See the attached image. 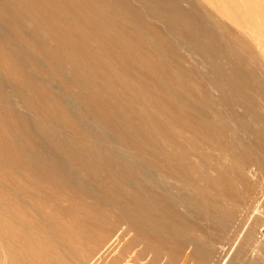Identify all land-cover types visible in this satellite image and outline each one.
<instances>
[{
  "label": "rangeland",
  "instance_id": "1",
  "mask_svg": "<svg viewBox=\"0 0 264 264\" xmlns=\"http://www.w3.org/2000/svg\"><path fill=\"white\" fill-rule=\"evenodd\" d=\"M14 1L16 3L18 2L16 0H0V59H1L0 60V68H2V70L4 72V74L2 75L1 74L2 70L0 69V76L3 77V78L0 77V115H1L0 116V123H1L0 127H2L1 128L2 131H6V130L8 131V133H7V131H6V133L0 131V139H1V141L5 142V145L6 144L9 145V146H7L8 148H10V149L12 148V150L15 152L17 151L18 155L15 154V159H14L13 157H11L9 155L6 156L5 154L0 152V166H1L0 167V173H1V175H0V179H1L0 180V188L2 189V190L0 189V202H1L0 203V212L7 211L8 209H9V211H11V209H14L18 205V207L21 209H23V208L27 209L28 214L32 218L37 219V216H39V218H41L40 213L38 212L39 206L46 207V208H48L50 206L49 209H53V211L57 214L56 217L58 218V220L59 219L61 220L63 217H65V215H63V213H64V210L68 209V206H69L68 204L74 205L73 202H75L76 205L79 203H82V204L85 203L86 204L85 207L87 206L86 207L87 213L89 212V214H91V212L93 213L96 208L94 205L95 201H93L92 203L90 201L95 200V198L98 197V188L101 189V188H109V187L110 188L119 187L120 189H123V190L129 189V187H128L129 184L126 181V178H124L125 176H123V177L119 176L121 174L119 172L120 169H124V168H140V169H146V170L152 169L151 171L154 174V175L152 174V176H153L152 178L157 180L158 177H160V174H155V172L153 170L157 171L158 165L155 163H152L151 160L148 159V156L150 155L149 153H151V154L156 153V155H166L167 153L174 152L177 149L175 139L173 136V134H174L173 132H175V126L170 120L166 119L162 115V113L157 108V106L153 102H151L152 100L150 98V95H148V93L144 89H142L141 86H139L140 82H143V81L145 82L144 78L143 77L138 78L137 76L132 75L134 73L127 72L124 69L120 68V66H118L117 64L112 62L110 55L108 54V52H109L108 50L112 49L113 48L112 46H110L109 47L110 49L107 50V52H106L107 55L105 52H101V53L98 52V54H96V55H92V53H91L90 56L93 58V62L95 63L98 61L97 63H95V66H94V63H92V66H89L88 64H85V62L83 60L79 61V58L76 55L74 56L75 58L74 57H73V59L70 58L64 51H62V50H64L63 48H58L57 43L55 41L53 42V39L50 37V34H48V32L45 28V25L43 24L44 21L42 20L43 21L42 22L39 19V17L34 18V15L29 10L27 12V9L26 10L22 9L20 7V5L14 3ZM181 1H182V6L185 10H188L189 7L192 8V6H193V8L196 9L197 12L203 16V19L205 20V22L207 23V21H208V23H207L208 25L213 27V29L218 34L225 36L224 40H225L226 45H230L231 47H233L235 52L240 53L243 51L242 47L239 46L240 43L237 44V42H239L238 39L245 38V40L247 39V40H250L251 42H254V45L256 44L255 45V47H256L255 48V52H256L255 54H256V57L258 59L257 62L260 61L259 59L262 57L261 55H263V53H261V52H264V45H263L264 43H261V42H264V37L261 35L258 36L257 35L258 32L256 30H255L256 31L255 32V31H252L251 28L249 29L248 26H249L250 21H248V26H246V24H247L246 21L250 17L254 18L256 13H254L255 15L252 14V16H254V17L250 16L248 19L244 18L243 20L246 23H244L243 20L241 21L243 16L248 17L249 14L251 15L253 10H255V6L257 5L258 1L256 2V0H253L254 1L253 2L252 0H250V1H248V0H234L233 1L232 0L233 3H236V5L231 3L230 0H181ZM244 1H246V2L248 1V3L244 2ZM126 2L130 6L135 8V10H137L138 13L140 12V16L143 18V20L145 21L146 24H149V25L152 24L153 26H157V28L159 27L160 29H163V31L168 35V39L171 40L170 43L172 44V46L175 48V50L179 54L178 56H180V57L182 56L181 58L185 59L186 61H189L188 65L190 67H193L194 71H195V69L197 70L195 72H197V76L199 77V80H201V82L203 81L202 84L206 82V84L208 85L207 86L205 84L206 85L205 90H206V92L208 91L207 96H208V98L210 97L209 100L211 101V104L213 105L212 108H210V107L208 108V111H209L212 119L214 121L216 120V122L221 127H223L225 130L226 141L223 144L225 148L223 150H220V149H217L218 147L216 145H214L215 146V148H214L213 144H211V145L208 144V146H206L207 144H205L201 140L200 142L197 143V146L192 147L193 154L191 153L189 161L193 163L192 165L195 168H198L201 170L205 166L203 164V161H201L199 159L197 152H199L201 149H206V150L209 149L207 151L209 153H211L210 159H211V161L213 160L212 161L213 163H215L216 159H221L220 164L223 162L221 164V166L224 164V162H225V164L223 166L230 163L231 161L232 162L234 161V163H237V165H240L239 169H240V172L242 171L240 173L242 180L237 181L236 179H234L233 176H231V175L228 176V178L231 177L230 180H232V182L234 181L233 183H235V185H236V190H234V192H235V194H238V196H240V200L236 204H234V203L230 204L228 202H225L222 205H218V206L215 205L214 208L211 207V209H208V210L206 208H204L203 206H201V208H199V210H201L203 208L206 211H204L205 213L203 212V209L201 210L202 212L200 211V215L203 216V218L201 216L200 219H195L194 217H191L189 215V213L185 212L186 210L183 207L178 206L179 208L177 207L178 209L176 208L174 213H173L174 216L179 217L182 215L184 217L186 215L185 217H188V219L189 218L192 219V220L191 219L188 220L187 218L184 219L181 216V217H179V219L177 218V221L178 222L180 221V223H178L179 225L176 223L172 224L173 222H167L166 219H164L163 217L160 218V216H158L157 218H159V219H156L157 221L159 220L158 222H156L157 225L159 227L162 226V228H164V230L167 228L170 229V227L174 226L170 230L168 229V231H166L168 233H166V234L168 236H171V237L173 235V238L175 237L174 235H176L177 236L176 238H178V239L172 238L173 240H169V241L167 240L164 243L160 242L158 239H160L161 237H165L167 235L165 233L160 232L161 230H159V229L157 230L158 235L159 234H163V235L158 236L156 232L150 234V241L154 240L153 242L149 241L151 244L148 242V240L145 243H143L144 241L142 239H139L140 235H136L135 233L131 234L130 236L128 234H127L128 236H125L126 234H124V233L126 232V229H127L126 227L128 226L127 223L125 221H123V219H120V218L115 219V218H113V216L110 217L112 215L110 212H112V211L106 212V213H104L106 215V216L104 215L106 218L103 216H100L101 218L98 217L99 218L98 221L100 222V224L104 225V223H105L104 226H108L107 223L110 224V223H113V221H117V222H115V224L117 225L116 228L119 231L115 228L118 232L115 231V229H114V231L110 235L111 237L107 236L108 239L107 238L105 239V242L102 245H100V247H98V249H96L95 253H93L92 256H90V258L88 257L90 254H88L86 257L88 260L86 259L87 261H85L84 263L82 262V263L83 264H85V263L86 264H111V262H113L112 264H114L117 261L115 259H118L116 264H118V263L119 264H149V262H150V264L151 263L152 264H221L222 260L229 253L231 247L235 246V251H233V253H231V256L228 260V264H264V235L261 237L259 234L260 228L264 224V219L261 216V212H260L261 210L258 211V214L255 213V207L259 204L258 203L259 196L262 192L264 193V164H263V168L262 167L259 168L258 165H255L256 163H254L255 166L253 164H252L253 166L251 164L250 165L247 164L244 166L239 161L237 162V160H238L237 158L239 157V155H242L241 153L246 151L248 144L250 143V141L252 139V135H250L251 134L250 131L243 130V127H241L238 123L229 119L230 114L232 112L243 113L242 108L238 107V105L236 103H234L232 105L233 107L232 106L228 107V106L223 105V104L219 105L220 103L218 101H219L220 97L222 96V93H221V91L219 92L217 90L216 86L213 83L211 84V78H210V75L207 73L208 69L206 68V64H204L203 62H202L203 63L202 64L199 61L200 56H198L197 54H195L193 52L194 50L191 49V46L189 45V43L183 37H181L179 34H176V32H174L170 29H166L164 22H162V19L159 16H156L153 13L152 9L149 6H146L145 3H143V1H140V0H129L128 1V0H126ZM249 2H251V3H249ZM243 4L246 5V6H244V8H242ZM247 4H250L252 9ZM237 5L241 6V7L240 8L235 7L236 9H234V6H237ZM44 7H46V9L43 8V11H44V9H45V11L42 12V14L48 13V12L50 13L49 9L51 7H49V6H44ZM223 7H224V9H223ZM248 7H250L249 8L250 11H246L248 9ZM16 8H17V11H16ZM19 8H21L22 12L20 11ZM47 8H49V9H47ZM191 8H189V10ZM242 9H244L243 10L244 12L242 11ZM18 11L21 12L22 14L18 13ZM51 11H53L52 8H51ZM238 11L239 12L241 11V13L238 14L239 13ZM122 12H125V11L123 10ZM24 13L27 15V17H26V15H23ZM125 14H123V13L121 14V12H120V14L118 15V20H120L121 22L120 21L119 22L121 24H129L130 26L134 25L133 28L135 27L137 29L136 30L134 28L137 31L138 35L142 36V38L140 39L142 41L141 42L142 44L136 43L135 46L130 45V47H128V49H126L128 51V53H130V54L133 53L132 56L137 53V55H136L137 59L136 58H135V60L130 59L131 63L133 62L132 64L141 68L143 73L148 72V71H145V70H148V66H145V68H147V69H145L144 65L142 64V61L145 62V59H146V62L148 61L146 53H144L143 49L141 48V46L144 47V44H145L148 46L149 49H151L152 52L154 51L153 53L156 55L155 58L158 62L159 61L161 63L167 62L165 64L169 66V67L167 66V68H169V71L174 72V67H173L172 63H170L171 62L170 58L162 55L159 52L157 47L154 48V46H151L150 41H152V37L148 34V32H146L145 30L143 31V29L137 25L135 19H133L134 17H131L128 14H126V15ZM143 14L145 15V18L143 16ZM241 14L243 15L242 17H241ZM246 14H248V15H246ZM262 15H261V17H262ZM119 16H124V18L119 17ZM258 16H259V14H258ZM258 16H256V19H254L257 21H254V20L253 21L256 22L257 24L258 23L260 24L262 18L260 17L261 19H258ZM66 17L70 18L69 15H67ZM239 17H241V18H239ZM25 18H28V19H25ZM127 18H129V19L127 20ZM232 18L233 19L237 18L238 21L240 19V22L233 21ZM36 19H38V20H36ZM39 20H40V23H39ZM236 22H238V23H236ZM241 22L244 24L243 27L241 26V24H242ZM72 24L74 25V23H72ZM36 27H38L40 29H37ZM79 29L81 30L82 34L85 33V31L82 28H79ZM20 33H22V34H20ZM146 33H147V35H146ZM22 36H25L28 39L25 37L22 38ZM121 36L124 37L125 35L121 34L119 37H121ZM85 38L88 42L86 44V40H85V42H84L85 47L87 48L89 46V47H93L94 49L96 48L95 50H97L98 42L96 43L93 39L87 38V36ZM21 39H23V40H21ZM25 39H26L27 43L29 42V44L32 43V41H33V44L32 45L30 44V46H32V47L28 46V49H27V46L24 45V44H27V43H24ZM91 40H93V41H91ZM93 42H95V44ZM256 42H259V44L261 43L262 45H259V47H258L257 46L258 43H256ZM94 45H96V46H94ZM49 46L53 47V49L49 48ZM29 47L31 49H29ZM93 48H91V49H93ZM114 48H115V50L112 49V50H110V52L111 51L112 52L115 51L116 53L120 52V50H118L117 47H114ZM35 49H36V51H34ZM67 49L70 50L69 47ZM87 49H88V52H90L91 49L90 48H87ZM50 50H57L58 56H57V54L50 53ZM7 51H10V52H7ZM130 51H132V52H130ZM73 53H75L74 50H73ZM140 53H141V55H140ZM103 54H105L104 56H106V57H104ZM9 55L12 57H10ZM138 55H140V56H138ZM46 56H48V58ZM63 56H65V57H63ZM96 56H97L98 60H96ZM141 56H143V57L141 58ZM1 57L4 59V61ZM57 57L58 58L60 57V58L57 59ZM134 57L135 56H133V58ZM5 58H8V59H5ZM63 58L65 59V62H66V60H68L70 62L65 63L63 61L64 60ZM138 58H140V59H138ZM160 58L162 60H160ZM33 59H34V61H33ZM108 59H110V60H108ZM196 59H197V61H196ZM35 60H36V62H35ZM15 61H17V64H15L16 63ZM77 61H79V62H78V64H76V67H74V69H73L72 67L75 66V63H77ZM162 61H164V62H162ZM63 62H64V64H63ZM80 62H81V64H79ZM69 63H71V64H69ZM98 63H100V64H98ZM101 63L103 66L101 65ZM112 63L114 65H112ZM9 65H10V68H9ZM21 65L23 67H21ZM78 65H81V66H78ZM88 66H89V69L92 67L90 69V71L88 69ZM97 66L99 67L98 71L96 69ZM80 67H81V69H80ZM83 67L86 70H84ZM12 68H15L14 72H12L13 70H10ZM102 69H104V71ZM75 70L78 72L79 75L77 74V72ZM17 71H18V73L21 74L20 79H22V81H26V80L27 81H35V82L37 81L38 83H40V86L43 88V90L44 89L48 90L47 92H49V87H50V89H52V90H50L49 94L54 99H56V103L59 101L57 103L58 110H56V108L50 109L49 108L50 106L48 105V103H46V102L44 103L42 100H40L38 98V94L33 93L31 91V89L27 90V89H29V84L27 82H26V84L23 82V84H24L23 85L22 81H19L20 79H18V77H16V76H18L20 74H18ZM91 71L93 74L91 73ZM23 73H25L24 74L25 77H24ZM80 73L85 76L84 77L85 81L82 79L83 77H81V76H83V75H81ZM99 73H101L100 76H99ZM10 74H12L13 76ZM102 74H103V76H102ZM114 74H115V76H113ZM118 74L122 78L119 77ZM6 75H7V77H6ZM105 75L108 78L104 77ZM79 76L81 78H79ZM93 76L96 77V79ZM13 77H15V78H13ZM77 77L79 78V80ZM113 77H115L114 78V79H116L115 81H114ZM133 77L134 78L136 77L135 81L138 80V82H135L133 80L134 79ZM7 78H9V79H7ZM10 80H12V81L10 82ZM87 80H89L90 83L89 82L87 83L86 82ZM111 80H113L114 82H112ZM14 81H17V82L19 81L20 83L18 82L19 83L18 84L17 82H14ZM118 81H120V82H118ZM130 82H132V83H130ZM10 83L12 85L14 84L13 86H16V85H18V86L13 87ZM41 83H42V85H41ZM43 83H45V84L43 85ZM84 84L88 85L89 88H87V86H85ZM91 84H93V86L94 85L97 86L96 88L93 87L94 91L92 90V87H90ZM127 84H129V87ZM149 84H152L154 86V84L151 83V80H149ZM22 85H23L22 88L25 90H23L21 88ZM45 85L48 89L45 88ZM124 88H126V89H124ZM87 89H89V90H87ZM90 89H91V91H90ZM213 89H215V91ZM101 91H103V92H101ZM104 91L106 92L107 95L104 94L105 93ZM89 92H91V93H89ZM93 92L96 93L97 95L96 94L94 95ZM108 92H110V93H108ZM29 93H31V94L33 93V94L32 95L30 94V96H29ZM82 95H84L85 97L90 96V98H92L94 96H96V98H97V96H100L101 98L100 97H99L100 99L97 98V101L93 98L94 100L91 99L92 100V102H91V100L88 101V99H90V98L87 99V97H86V100H85V98H83ZM92 95H94V96H92ZM115 95H116V97H115ZM58 96L62 97V99ZM112 96H114V97H112ZM144 96H146V97H144ZM57 98H59L60 100ZM64 99H66V100H64ZM32 100H34V101H32ZM65 102H67V104ZM88 102L92 103L93 105L92 104L90 105ZM103 102L105 105L103 104ZM61 103H62V105H61ZM94 103H96V105ZM110 103L111 104L113 103L114 106H113V104L111 106ZM37 104H39V105H37ZM214 104H215V106H214ZM30 105H31V109H30ZM259 105H260L259 109L261 108L260 113L262 114V122L264 123V120H263L264 119V114H263L264 113L263 112L264 106H262L263 105L262 103H260ZM93 106L94 107L96 106V107L94 108ZM103 106L104 107L107 106V107L103 108ZM63 108H64V110H66V111H64V113H63ZM67 108H70L71 110L70 109L67 110ZM157 109H158V111H157ZM50 110H51V112H50ZM53 110H55L56 113ZM114 110L116 112H114ZM261 110H262V112H261ZM70 111H72V112H70ZM65 113H67V114L65 115ZM7 114H10V115H7ZM71 116H72V118H71ZM17 120L19 121V123H17L18 122ZM9 121H10V123H8ZM124 121L126 124L123 123ZM5 122H6V124H4ZM248 123L250 124V127H252V129L254 131L258 130L259 128L261 129V127H262L261 123L259 124V123H256L254 121H251V120H248ZM161 124H163V126ZM255 124H257V125H255ZM14 125L16 127L12 129V127H14ZM122 125H124V126H122ZM121 126H122V128H121ZM128 126L133 129L134 133L130 129H128L129 128ZM164 126H167V127H164ZM158 127H159V129H158ZM3 128H5L6 130ZM145 128L148 130H146ZM122 130L124 131V133ZM137 132H139L140 134ZM126 133L128 135H126ZM125 135L129 139H127V137ZM9 136H10V139H8ZM4 137H5V139H4ZM41 137H42V140H41ZM154 137H156V140ZM125 138H126V140H125ZM11 139H13V140L11 141ZM135 139H138V140H135ZM15 140L19 143L20 146H18V143H14V142H16ZM56 140H57V142H56ZM45 141L47 143V147H49V148H47L46 145L44 146L45 143H43V142H45ZM127 141H129V142L127 143ZM144 141H148V144L149 145L151 144L152 147L149 145H146V142H144ZM37 142H40L42 144H39ZM60 142H62V143H60ZM71 143H73V144H71ZM134 144H136V145H134ZM137 145L139 147H141L142 150ZM202 145H204V146L202 147ZM79 147H81V148H79ZM133 147L134 148L136 147L139 151L135 152L137 149H133ZM157 147L159 149H161V148L162 149L165 148V149L164 150H162V149L158 150ZM197 147H199V150L197 149ZM226 148H227V151H226ZM173 149H174V151H173ZM24 150H29V151L38 153L39 156H41V154H42V156L44 157L43 160L46 159V161H51L52 163L54 162V165H49V166H53V168H49L48 166H44L43 168H41V171H40L41 173H38L39 171H36L35 169H33L29 163L26 164V162H30V160L28 159L27 156H24ZM82 150H84V151H82ZM210 150H211V152H210ZM47 151H48V153H47ZM90 151H92V153ZM226 152L228 154H226ZM142 153H143V155H141ZM116 154H118V155H116ZM215 154H217V155H215ZM4 155L8 158L6 159V157H4ZM16 155H17V157H19V159L16 158ZM58 155L61 156L62 158L59 157ZM42 156H41V158H42ZM94 156L95 157L97 156V158H95ZM115 156H117V160H116ZM130 157L131 158L133 157L132 160L130 159ZM142 157H144V158H142ZM127 158H129V159H127ZM195 158L198 160H196ZM85 159H86V161H85ZM98 159L99 160L101 159L102 161L101 160L98 161ZM112 160H114V161H112ZM119 160H120V162H119ZM96 161L98 162L99 165L96 163ZM123 161L125 163H123ZM126 161L128 163L130 161V163L128 164ZM131 161H134V162L137 161L139 163L138 164L136 162L138 166L134 162L133 163L135 165L131 164L132 163ZM76 162H78V163H76ZM84 163H86L87 166ZM3 165H6V166H3ZM9 165H10V167H9ZM12 165L14 166V168ZM129 165H130V167H129ZM140 165H143L142 166L143 168ZM24 166H27V167L23 168ZM58 166L60 167V169L58 168ZM105 166H107L108 168ZM8 167L11 169H9ZM30 167H31L32 171L30 170ZM56 168H58V170L53 171ZM85 168H86V170H84ZM25 169L27 171H24ZM113 169H115V170H113ZM19 170H22V171H20L21 173L19 172ZM47 171H48V174L50 175L49 177L47 176V174H45V173H47ZM29 172H30V174H29ZM51 172L58 173L59 175L57 174V176H55L54 173H51ZM50 173L52 174V176ZM22 174L24 175V177L22 176ZM74 174H75L76 178H75ZM90 174H92V175H90ZM30 175L32 177H34L33 181H32V178ZM117 175L119 176V178L117 177ZM37 176L39 177V181H38ZM40 176H41V178H40ZM43 176H45V177L43 178ZM59 176H60V178H59ZM94 176L96 177V180H95ZM163 176L164 177H161V179H164V180L171 182V183L175 182L177 188L180 189V190H178L177 194L175 192H171L170 195L173 198L177 197V199H178L181 196V198H179V200L180 199L186 200L189 197L188 192L191 191V194H194V192L191 190V188H189V186L187 184V181H186L187 178L186 177H181V176H177V175H171V176L163 175ZM29 177L31 179H29L27 181L26 179H28ZM52 177H54L55 179ZM56 177H58L59 179ZM78 177H80L81 180H78L79 179ZM101 177H103V179ZM195 177L197 178L198 182L201 180L199 183L202 185L203 184L202 180H204V177L202 175L195 176ZM35 178H36V183H34ZM104 178H106V181ZM141 178H142V176H141ZM182 178H184L183 181H185V182H183V181L179 182L182 180ZM42 179H45L41 182V184L42 183L44 184V187H43V184L42 185L40 184V180H42ZM46 179H47V181H46ZM98 179L100 180L101 186L97 182ZM146 179H149V178H146ZM3 180H5V181H3ZM13 180H17V181H20L22 183L19 182V183L15 184L13 182ZM25 181L27 183H25ZM37 181L39 182L40 185L38 184ZM44 181H45V183H44ZM7 182H9L11 184V186L12 185L13 186L11 187L9 185V183H8V185H6ZM46 182H48V183L45 186ZM49 182L51 183L50 185H49ZM52 182L57 183V185L58 184L59 185L61 184V185L58 187V186H56V184H54ZM95 182L98 183V185ZM109 182H112L111 183L112 185ZM82 183H84L85 185ZM182 184L183 185L185 184L186 186L184 185V187H182L183 186ZM32 185L34 187L35 186L36 187L34 188V187H32ZM53 185H55L56 187ZM67 185L70 188L73 187V189L67 188ZM107 185H109V187ZM2 186H4V187H2ZM9 186L11 187V189L13 188V190H11ZM48 186H51V187H48ZM5 187H7V188H5ZM15 187H16V189H15ZM52 187L53 188L55 187L54 190H56V191H54V193H52L53 192ZM246 187L250 188V192H249L250 195H248L249 193L245 194V188ZM41 188L45 189V191L44 192H43V190L41 191L40 190ZM61 188L63 189V192H62V190H60ZM84 188H85V191H82V190H84ZM35 189L39 190L40 192L35 190ZM58 189H59V192H57ZM65 189H66V191H64ZM68 189H70V190H68ZM77 189H78V191H76ZM187 189H189V190H187ZM20 190H21V192H20ZM3 191H4V193H3ZM10 191H11V193H10ZM14 191H16V192L18 191L17 194ZM179 191H181V192H179ZM65 192L67 193V195L69 194L70 197H69V195L68 196L65 195L67 197L63 196L65 194ZM72 192H74V193H72ZM84 192L88 193V194H85ZM18 193H20V194L23 193V195H18ZM49 193H51L52 197ZM53 194H54V196H53ZM58 195H60V197ZM49 196L51 198H49ZM81 196L84 197L85 200H84V198L80 199ZM171 196H169V197H171ZM200 196H201V198H204L202 195H199V197ZM241 196H243L242 199H241ZM244 196H245V198H244ZM48 198L51 200L49 201ZM59 198L60 199L62 198V199L59 200ZM55 199L58 201H56ZM66 199H68V200L70 199L71 202L68 203L70 200L69 201L67 200L68 202L64 201ZM73 199H74V201H73ZM10 200H11V202H10ZM23 200H25V201H23ZM78 200H79V202H78ZM20 201H22L23 203L22 202L20 203ZM5 202L8 204H6ZM25 203L27 205H25ZM89 203H91V205ZM10 204H13L12 208H11ZM45 204H46V206H45ZM233 205H236V207L234 206L235 207L234 208ZM52 206H54V207H52ZM27 207H30V208H27ZM55 207H57V209ZM259 207H260V205H259ZM36 208H38V209H36ZM92 209H94V210H92ZM107 209H108V207L106 206V210ZM77 210L78 209H76V210L73 209V213H75V212L77 213L80 209L78 211ZM88 210H91V211H88ZM210 210L213 212H211ZM59 211H62L61 215H60ZM176 212L177 213L179 212L180 214L179 213L176 214ZM33 213H34V215H33ZM206 213H208V215ZM209 213L210 214L214 213V214L210 215ZM171 215H172V213H171ZM205 215L207 217L209 216L208 219ZM212 216L215 217V219H212L213 218ZM108 217H110V218H108ZM204 217L206 220L204 219ZM65 218H67V217H65ZM65 218H63L61 221L63 222V221L67 220V222H68V219H65ZM209 218H211L212 220L210 219L211 220L210 221ZM105 219H108V220L110 219V220L106 221ZM117 219H119V221ZM216 219H217V221H214ZM250 219H251V221H250ZM101 220H103V221L101 222ZM120 221H121V223L124 222V224H120ZM44 223L42 221L43 229L46 228V231L48 230V232H51L50 227L48 225L46 226ZM167 223H168V225L170 224L169 225L170 227L167 225ZM115 224H114V227H115ZM118 224H119V226L121 225L120 229H119ZM164 225L165 226L167 225L166 228L164 227ZM124 229H125V231H124ZM141 229H143V227ZM172 230L174 232L176 230V232L174 233V232H172ZM186 233L188 236L186 235ZM49 234L52 237V241H51L52 244L55 247H57L56 248L57 250L60 249V247H59L60 245H58V244H60L58 241L59 239L57 238V237H59V233L58 232L56 233V231H54L53 233L51 232ZM55 235H57V236H55ZM114 235L115 236L117 235L118 238L112 242V240L114 239ZM134 235H136L138 237H136ZM135 237L137 238L136 239L137 241H131L132 239L135 240ZM171 237H168V238H171ZM9 240L10 239H8V238L2 239L0 237V248L1 247L3 248V249L1 248L2 250L1 249L0 250L2 251L1 254L2 255L4 254V256H1V254H0V259L2 258V261L0 260V264H2V263L3 264H6V263L9 264V262H10L9 258H11V251L13 249H11L9 247V243H8ZM174 240H177V242H175ZM195 241H197V242L195 243ZM54 242H56V243H54ZM132 242H134V244L137 242L136 244H138V245H140L141 243L142 244L140 246L135 247L136 244L134 245ZM139 242H141V243H139ZM167 242L169 245L167 244ZM173 243H175L177 246L173 245ZM234 243H237V247H236V244H234ZM128 244H130V245H128ZM160 244H161V247H160ZM189 244H190L192 249L196 246L194 248L195 250L193 249V251H192ZM193 244L195 246H193ZM238 244H239V246L242 245V247H243V251L241 254H236V249L239 247ZM133 245H134V247H133ZM156 245H158V246L156 247ZM126 246H128V247H126ZM130 246H132L133 248ZM170 246H172V247H170ZM188 246H189V249H188ZM122 248H123V250L125 249L124 250L125 254L123 253ZM145 248H148V249H145ZM160 248L162 250V252L160 251L161 254L158 251V249H160ZM196 248H197V250H196ZM5 249H6V251H4ZM145 250H147L148 252L150 251V253H148ZM156 250H157V252H156ZM58 251H60V250H58ZM151 251H153V252H151ZM195 251H197V252H195ZM99 252H101V253H99ZM126 253H128V254H126ZM139 253H140V255H139ZM151 253H153V254H151ZM120 254H122V255H120ZM157 254L160 256H157ZM186 255H188V259L186 258ZM8 256H10V257L7 258ZM154 257H155V260L157 261V263H156V261H154V259H153ZM119 258H120V260H119ZM122 258H123V260H122ZM6 259H8V260H6ZM151 260H153V261H151ZM76 262L78 263L77 260H76ZM79 263H81V262H79ZM73 264H75V263H73Z\"/></svg>",
  "mask_w": 264,
  "mask_h": 264
},
{
  "label": "bare ground",
  "instance_id": "2",
  "mask_svg": "<svg viewBox=\"0 0 264 264\" xmlns=\"http://www.w3.org/2000/svg\"><path fill=\"white\" fill-rule=\"evenodd\" d=\"M16 1H18V2L16 3L14 1V3L19 4L22 9H25V10L27 9V12L29 10L34 15V18L39 17V19L41 21L42 20L44 21L43 24L45 25V28H46L48 34H50V37L53 39V42L55 41L57 43L58 48H63L64 50H62V51H64L72 59L76 55L79 58V61L80 60H83L85 62V64H88L89 66H92V63H94V62H93V58L90 56L91 53H92V55H96V54H98V52H100V53L101 52H105L106 53L107 50L110 49L109 48L110 46H112L113 47L112 49H114V50H115L114 47H117V49L120 50L119 53H116L115 51L114 52H112V51L110 52V50H112V49L108 50L110 52V53L108 52V54L110 55V58H111L112 62H114L115 64H117L118 66H120V68L124 69L125 71L130 72V73H134L132 75H135L138 78H140V77H143L144 78L145 82L144 81L143 82H140V85L139 86H141L142 89H144L148 93V95H150V98L152 100L151 102H153L157 106V108L160 110V112L162 113V115L166 119L170 120L174 124V126H175V132H173L174 133L173 136H174V139H175V143H176L177 149L175 151L173 149L174 152H171V153L169 152L166 155H156V153H154V154L149 153L150 155L148 156V159L151 160L152 163H155V164L158 165L157 171L153 170L155 172V174H160V177H158L157 180H155V179L152 178L153 177L152 176L153 173L151 171L152 169L151 170L150 169L149 170L140 169V168H124V169H120L119 172L121 174L119 176L120 177L125 176L124 178H126V181L129 184V186H128L129 189L128 190L127 189L126 190H123V189H120L119 187H116V186H115L116 188H114V187L113 188H110L109 185H107L109 188H101V189L98 188V197H96L97 196L96 195L95 196L96 197L95 200L90 201L91 203L93 201H95L94 202V205H95V208H96L95 209L96 211L94 209H92V210H94V212L93 213L91 212V214H89V212L87 213V209H86L87 206L85 207V205H86L85 203L84 204L79 203V204L76 205L75 202H73L74 205H71V204H68V203L71 202L70 199H69L70 201L68 199L64 200L66 202L69 201L67 203L69 205V206L67 205L68 206V209L67 210H64V213H63V215H65V217H67V218H65V217H63V218L68 219V222H67V220L62 222L61 220L63 218L61 220L60 219L58 220V218L56 217L57 214L53 211V209H49L50 206L48 208L39 206V211L38 212L40 213V217L41 218H39V216H37V219L32 218L28 214V210L27 209H25V208L21 209V208L18 207V205L14 209H11V211H9V209H8L7 211L0 212V237L2 239H5V238L10 239L8 241L9 247L11 249H13L11 251V258H9L10 256L7 257L10 260L9 264H73V263L76 264L77 263L76 260L78 261V263L81 262L79 264H83L85 261L88 260L86 258L87 255L90 254L88 256L90 258V256H92V254L95 253L96 249H98V247H100V245H102L105 242V239L106 238L108 239L107 236H110L111 233L114 231V229L117 226L115 224V222H117V221H113V220L112 221L115 224V227H114V224L113 223H110V224L107 223L108 226H104L105 223H104V225L103 224H100V222L98 221L99 220L98 217H100V216L105 217L106 215L104 213H106V212L112 211V212H110L112 214V215L110 214L111 215L110 217L113 216V218H115V219L116 218L123 219V221H125L127 223L128 226L126 227L127 229H126V232L124 233V234H126L125 236H128V235L130 236L131 234L135 233L136 235H140L139 236V239H142L144 241V242L143 241L142 242L145 243L147 240H148V242L150 241V234L155 233V232L157 233V230L158 229L161 230L160 232H162V233H165V234L168 233L166 231H168L169 228H167V229L164 230V228H162V226L159 227L157 225L156 222H158L159 220L157 221L156 219H159V218H157L158 216H160V218L163 217L164 219H166L167 222H173L172 224H174V223H176V224L180 223V221L179 222L177 221V218L179 219V217H181L182 215L179 216V217H176V216L173 215L175 209L178 206L183 207L186 210V211L185 210L184 211L187 212V213H189V215L191 217H194L195 219H200L201 216H202V215H200V211L203 209L202 208L201 210H199V208H201V206H203L204 208H206L208 210V209H211V207L214 208L215 205L216 206L222 205L225 202H228L230 204H233V203L236 204V203H238V201L240 200V196H238V194H235V192H234V190H236V185H235V183H233L234 181L232 182V180H230L231 177L228 178V176L229 175L233 176L234 179H236L237 181L238 180L239 181L242 180V177L240 175V173L242 171L240 172V169H239L240 165H237V163H234V161L233 162L231 161L230 163H228L225 166H223L225 164V162H224V164L221 166V164L223 163L222 162L220 164L221 159H216L215 163H213L212 162L213 160L211 161V159H210V154L211 153H209L207 151L209 149H207V150L206 149H201L199 152H197V155H198L199 159L201 161H203V164L205 166L201 170L198 169V168H195L192 165L193 163L189 161V158H190L191 153L193 154L192 147L193 146H197V143L200 142L201 140L205 144H207L206 146H208V144L209 145L213 144V146L216 145L218 147L217 149L223 150L225 148L223 144L226 141V134H225L224 128L221 127L216 122V120L214 121L212 119V117H211V115H210V113L208 111V108L209 107L212 108L213 105L211 104V101L209 100L210 97L208 98V96H207V92L208 91L206 92V90H205V86L207 85L206 82L202 84L203 81L201 82V80H199V77L197 76V72H195L197 70L195 69V71H194L193 67H190L188 65V62L189 61H186L185 59L181 58L182 56L181 57L178 56L179 54L177 53V51L175 50V48L170 43L171 40L168 39V35L163 31V29H160L159 27L157 28V26H153L152 24L151 25L146 24L145 21L143 20V18L140 16V12L138 13V11L135 10V8H133L132 6H130L126 2V0H91V1L90 0H16ZM140 1H143V3H145L146 6H149L152 9L153 13L156 16H159L162 19V22H164L166 29H170V30L176 32V34H179L181 37H183L189 43V45L191 46V49L194 50L193 52L195 54H197L198 56H200V60L199 61L201 63L203 62L204 64H206V68L208 69V71L207 70L206 71L210 75L211 84L213 83L216 86L217 90L219 92L221 91V93H222V96L220 95L221 97H220V99L218 101L220 103L219 105L223 104V105H226L228 107H231L234 103H236L238 105V107L242 108L243 113L232 112L230 114L229 119L232 120V121H235L236 123H238L241 127H243V130L250 131V133H251L250 135H252V139H251L250 143L248 144V147H247L246 151H244L243 153H241L242 155H239V157L237 158L238 159L237 162L239 161L244 166L247 165V164L248 165H250V164L251 165L252 164L254 165V163H256L255 165H258L259 168L260 167L263 168V164H264V125L263 124L264 123L262 122V114L260 113V109L261 108L259 109V107H260L259 104L262 103L263 104L262 106H264V56H263L264 55V52H261V53H263V55H261L262 56L261 58L259 57L260 58L259 59L260 61L257 62L258 59H257L256 54H255L256 53L255 52V48H256L255 45L256 44L254 45V42H251L250 40H247V39L245 40V38H242V39L240 38V39H238L239 42H237V44L240 43L239 46L242 47V50L243 51L242 50L241 51L243 53L242 52H240V53L235 52L233 47H231L230 45H226L225 40H224L225 39V36H222V35L218 34L213 29V27H211L210 25H208L207 24L208 21L206 23L205 20L203 19V16L200 15L197 12V10L193 8V6H192V8L189 7V8H191L190 10H189V8H188V10H185L183 8V6H182V1L181 0H140ZM230 1H231V3H233L234 0L233 1L230 0ZM248 1H250V0H248ZM248 1L247 2L244 1V2L248 3ZM257 1H258V3H257V5L255 4L256 5L255 6V10H253V12L251 11L252 13L250 12L251 15L248 13L249 15L246 14V15H248V17H246V16H243L241 14V17L243 16V18L241 19V21L244 18H247L248 19L250 16H252V14L256 13V15L254 14L255 17L252 16L254 18H251L250 17L248 20L246 19L247 20L246 21L247 22L246 26H248V21H250L249 26H248L249 29L251 28L252 31H255L256 30L258 32L257 33L258 36L261 35V36L264 37V18H263L264 17L263 16L264 15L263 14L264 13V0L263 1L262 0H260V1L259 0H256V2ZM249 3H251V2H249ZM233 4L236 5V3H233ZM247 5L251 7L250 4H247ZM44 6L51 7L53 9V11H51V8L50 9L47 8V9L50 10V13L47 11L48 13L42 14V12H44L45 9H46V7H44ZM244 6H246V5L243 4V7L242 8H244ZM235 7L236 8H240L241 6H238V5L237 6H234V9H236ZM250 7H248V9ZM17 8H16V11H17ZM21 8H19V9L22 12ZM43 8H45L44 11H43ZM223 9H224V7H223ZM248 9L246 11H250V9L249 10ZM251 9H252V7H251ZM123 10L125 12H122ZM243 10L244 9H242V11ZM21 12L18 11V13H21ZM120 12H121V14L122 13L123 14L126 13L129 16L134 17L133 19H135L137 25L140 26L143 29V31L145 30L146 32H148V34L152 37V41H150L151 42L150 45L151 46H154V48L157 47L158 50H159V52L162 55H164L165 57L167 56L168 58H170V61H171L170 63H172V65L174 67V72L169 71V68H167L168 65L165 64L167 62H165V63H161L160 61L158 62L156 60V58H155L156 55L153 53L154 51L152 52L151 49H149L148 46L145 45V44H144V47L141 46V48L143 49L144 53H146V56H147V60L148 61L146 62V59H145V62L142 61V60L141 61H142V64L144 65V68H145V66H148V70H145V71H148V72H144L143 73L141 68H139V67L135 66L134 64H132L133 62L131 63V60H135V58L137 59V57H136L137 53L135 55H133V56H135L133 58V56H132L133 53L132 54L128 53V51L126 49H128V47H130V45L131 46H133V45L135 46L136 43L142 44L141 43L142 41L140 40L142 38V36L138 35V33L136 31L137 29L135 27L134 28L136 30L133 28L134 25H131L130 26L129 24H121L120 23L121 21L118 20V15L120 14ZM240 13H241V11L238 14H240ZM258 14H259V16H258ZM23 15H26V14L24 13ZM67 15H69L70 18H67L66 17ZM261 15H262V17H261ZM143 16L145 18V15L144 14H143ZM256 16H258V19H261L262 18L260 24L259 23L257 24L256 22H254V21H257V20H254V19H256ZM26 17H27V15H26ZM119 17H123L124 18V16H119ZM241 17H239V18H241ZM25 19H28V18H25ZM128 19L129 18H127V20ZM36 20H38V19H36ZM40 20H39V23H40ZM233 21H238V20L236 18V19H233ZM238 22H240V19H239ZM238 22H236V23H238ZM246 22L244 21V23H246ZM72 23H74V25ZM243 25L244 24L242 23L241 26L243 27ZM36 28L37 29H40L38 27H36ZM79 28H82L85 31V33L82 34L81 33V30ZM20 34H22V33H20ZM121 34H123L125 36L124 37H122V36L119 37ZM146 35H147V33H146ZM86 36H87V38L93 39L96 43L98 42V44H97V47H98L97 50H95L96 48L94 49L93 47H89L88 46L87 48H90V49L93 48V49L90 50V52H88V49L84 45L85 44L84 42L86 40V38H85ZM24 37L25 36H22V38H24ZM25 38H27V37H25ZM21 40H23V39H21ZM93 40H91V41H93ZM95 42H93V43L95 44ZM24 43H27L26 42V39L24 40ZM87 43L88 42L86 40V44ZM256 43H258L257 46L259 47V45H262L261 43H264V42H261L260 44H259V42H256ZM27 44H24V45H26L27 46V49H28V46H30V44L32 45L33 44V41H32V43L29 44V42H28ZM67 46L69 47L70 50L67 49L68 48ZM94 46H96V45H94ZM30 47H32V46H30ZM30 47H29V49H31ZM49 48L53 49V47H50V46H49ZM36 49L34 51H36ZM73 50H74L75 53H73ZM7 52H10V51H7ZM130 52H132V51H130ZM50 53L57 54V56H58L57 50H50ZM104 55L105 54H103V56ZM106 55H107V53H106ZM140 55H141V53H140ZM140 55H138V56H140ZM97 56H96V60H98L97 59ZM10 57H12V56H10ZM46 57L48 58V56H46ZM63 57H65V56H63ZM104 57H106V56H104ZM142 57L143 56H141V58ZM59 58L57 57V59H59ZM5 59H8V58H5ZM138 59H140V58H138ZM108 60H110V59H108ZM160 60H162V59L160 58ZM3 61H4V59H3ZM17 61H15L16 62L15 64H17ZM33 61H34V59H33ZM63 61L65 62V59ZM79 61H77V63L74 62L75 63V66L72 67L73 69H74V67H76V64H78ZM164 61H162V62H164ZM196 61H197V59H196ZM35 62H36V60H35ZM64 62H63V64H64ZM66 62H70V61L66 60ZM97 62H95V63H97ZM95 63H94V66H95ZM69 64H71V63H69ZM79 64H81V62ZM98 64H100V63H98ZM101 65H102V63H101ZM112 65H114V64L112 63ZM78 66H81V65H78ZM89 66H88V69H89ZM21 67H23V66L21 65ZM9 68H10V65H9ZM98 68L99 67L97 66V68H96L97 71H98ZM0 69L2 70V68H0ZM14 69L15 68H12L10 70H13L12 72H14ZM80 69H81V67H80ZM83 69H84V67H83ZM90 69H89V71H90ZM145 69H147V68H145ZM84 70H86V69H84ZM102 70L104 71V69H102ZM17 73H18V71H17ZM25 73H23V75ZM91 73H92V71H91ZM1 74L2 75L4 74L3 70H2V73ZM18 74H20V73H18ZM77 74H78V72H77ZM10 75H12V74H10ZM81 75H83V74H81ZM100 75H101V73H99V76ZM20 76H21V74L18 75V76H16V77H18V79H20L21 78ZM102 76H103V74H102ZM113 76H115V74ZM6 77H7V75H6ZM24 77H25V75H24ZM81 77H83L82 79L84 80V77L85 76L83 75ZM81 77L79 76V78H81ZM104 77H107V76L105 75ZM119 77H121V76L119 75ZM1 78H3V77H1ZM13 78H15V77H13ZM79 78H78V80H79ZM94 78L96 79V77H94ZM114 78L115 77H113V79ZM135 78L133 79L134 81H135ZM7 79H9V78H7ZM148 79L151 80V83H153L154 86L152 84H149V80ZM115 80L116 79H114V81ZM11 81L12 80H10V82ZM19 81H22V79H20ZM111 81L114 82L113 80H111ZM14 82H17V81H14ZM23 82L25 84L27 82L29 84V89H27V90H30L31 89V91L33 93L38 94V98L40 100H42L44 103L45 102L48 103V105L50 106V107L49 106L48 107L50 109L56 108V110H58L57 103L59 101L56 103V99H54L49 94L50 93V90H52V89H50V87H49V92H47L48 90H46V89L43 90V88L40 86V83H38L37 81L35 82V81H27L26 80V81H22V84H23ZM86 82L88 83L89 80H87ZM118 82H120V81H118ZM135 82H138V80H136ZM130 83H132V82H130ZM44 84L45 83H43V85ZM23 85L21 86V88L23 87ZM41 85H42V83H41ZM127 85L129 87V84H127ZM16 86H18V85H16ZM16 86H13V87H16ZM85 86H87V88H89L88 85H85ZM90 87H92V90H93L97 86H95V85L93 86V84H91ZM45 88H47L46 85H45ZM124 89H126V88H124ZM23 90H25V89H23ZM87 90H89V89H87ZM213 90L215 91V89H213ZM90 91H91V89H90ZM101 92H103V91H101ZM89 93H91V92H89ZM108 93H110V92H108ZM30 94L31 93H29V96H30ZM93 94L95 95L96 93L93 92ZM104 94H106V92ZM94 95H92V96H94ZM60 96H58V97H60ZM82 96L86 100V97L87 96L86 97L84 95H82ZM99 97L100 96H97L98 99L101 98V97L100 98ZM112 97H114V96H112ZM115 97H116V95H115ZM144 97H146V96H144ZM60 98L62 99V97H60ZM88 98H90V96L87 97V99ZM93 98L97 101L96 96L88 99V101H90L91 99L94 100ZM57 99H59V98H57ZM64 100H66V99H64ZM92 100H91V102H92ZM32 101H34V100H32ZM65 103L67 104V102H65ZM96 103H94V104L96 105ZM89 104L91 105L92 103H89ZM103 104H104V102H103ZM112 104H111V106H112ZM37 105H39V104H37ZM61 105H62V103H61ZM113 106H114V104H113ZM214 106H215V104H214ZM106 107L107 106H105V107L103 106V108H106ZM30 109H31V105H30ZM69 109L70 108H67V110H69ZM158 109H157V111H158ZM53 111H55V110H53ZM64 111H66V110H64V108H63V113H64ZM50 112H51V110H50ZM70 112H72V111H70ZM114 112H116V111L114 110ZM261 112H262V110H261ZM263 112H264V107H263ZM55 113H56V111H55ZM66 114L67 113H65V115ZM7 115H10V114H7ZM71 118H72V116H71ZM248 120L254 121V122L259 123V124L262 122L261 123L262 124L261 129L259 128L260 130L258 129L256 131H254L252 129V127H250V124L248 123ZM8 123H10V121ZM17 123H19V121ZM123 123L126 124L125 121ZM4 124H6V122ZM161 125L163 126V124H161ZM255 125H257V124H255ZM122 126H124V125H122ZM122 126H121V128H122ZM15 127L16 126L14 125V127H12V129L15 128ZM164 127H167V126H164ZM1 128L2 127H0V129ZM3 129H5V128H3ZM128 129H130L133 132V129L132 128L129 127ZM158 129H159V127H158ZM146 130H148V129H146ZM0 131L6 133L7 130L6 131H2V129H1ZM7 133H8V131H7ZM123 133H124V131H123ZM137 133H139V132H137ZM126 135H128V134L126 133ZM154 138L156 140V137H154ZM4 139H5V137H4ZM8 139H10V136H9ZM127 139H129V138L127 137ZM12 140L13 139H11V141ZM41 140H42V137H41ZM125 140H126V138H125ZM135 140H138V139H135ZM129 141H127V143ZM56 142H57V140H56ZM144 142H146V145H149L148 144V141H144ZM14 143H18V142L16 141ZM37 143L42 144L40 142H37ZM43 143H45L44 146L46 145V147H47L46 141L43 142ZM60 143H62V142H60ZM71 144H73V143H71ZM134 145H136V144H134ZM7 146H9V145H7V144L5 145V142L1 141V139H0V152L3 153V154H5L6 156L9 155V156H11V157H13L15 159V154H17V151L15 152V151L12 150V148L10 149ZM18 146H20L19 143H18ZM149 146H151V144ZM203 146L204 145H202V147ZM47 148H49V147H47ZM79 148H81V147H79ZM139 148H141V147H139ZM214 148H215V146H214ZM133 149H137V148L136 147L135 148L133 147ZM161 149L158 148V150H161ZM164 149H162V150H164ZM197 149L199 150V147H197ZM141 150H142V148H141ZM82 151H84V150H82ZM138 151L139 150L137 149L135 152H138ZM226 151H227V148H226ZM90 152L92 153V151H90ZM210 152H211V150H210ZM47 153H48V151H47ZM226 154H228V153L226 152ZM5 155H4V157H6ZM17 155H16V158L19 159V157H17ZM116 155H118V154H116ZM141 155H143V153ZM215 155H217V154H215ZM24 156H27L28 159L30 160V162H26V164L29 163L33 169H35L36 171H39L38 173H41L40 172L41 171V168H43L44 166H48L49 168H53V166H49V165H54V162L52 163L51 161H46V159L43 160L44 157L42 156V154H41V156H42V158H41V156H39L38 153L29 151V150H24ZM59 157H61V156H59ZM115 157H116V160H117V156H115ZM7 158L8 157H6V159ZM95 158H97V156ZM132 158L130 157L131 160H132ZM142 158H144V157H142ZM127 159H129V158H127ZM100 160L98 159V161H100ZM196 160H198V159H196ZM85 161H86V159H85ZM112 161H114V160H112ZM119 162H120V160H119ZM131 162H132L131 164H134L137 161L136 162L131 161ZM76 163H78V162H76ZM96 163L98 164L97 161H96ZM123 163H125V162L123 161ZM129 163H130V161H129ZM137 163H136V165H137ZM84 164H86V163H84ZM3 166H6V165H3ZM86 166H87V164H86ZM140 166L142 167L143 165H140ZM9 167H10V165H9ZM25 167H27V166H24L23 168H25ZM31 167H30V170H31ZM105 167H107V166H105ZM129 167H130V165H129ZM13 168H14V166H13ZM58 168L60 169L59 166H58ZM58 168H56L54 170L52 169V170L53 171H57ZM9 169H11V168H9ZM26 169L24 171H27ZM84 170H86V168ZM113 170H115V169H113ZM20 171H22V170H19V172ZM51 173H54L55 176H57V174H58V173H55V172H51ZM29 174H30V172H29ZM45 174H47L48 177L50 176L48 174V171ZM0 175H1V173H0ZM90 175H92V174H90ZM163 175H169V176H171V175H177V176H181V177H186L187 178V180H186L187 181V184H188L189 188H191V190L194 192V194H191V191L188 192L189 193V197L186 200H181V199L179 200V198H181V196L180 197L178 196L179 197L178 199H177V197L173 198L170 195L171 192H175L177 194L178 190H180V189L177 188L175 182L174 183H171V182H168V181H166L164 179H161V177H164ZM199 175H202L204 177V180H202V182H203L202 185L199 183L201 180L199 179L200 181L198 182L197 178L195 177V176H199ZM22 176L24 177L23 174H22ZM51 176H52V174H51ZM60 176H59V178H60ZM74 176H75V174H74ZM119 176L117 175L118 178H119ZM141 176H142V178H141ZM44 177L45 176H43V178ZM31 178H32V181H33L34 180L33 179L34 177L31 176ZM31 178L29 177L26 180L28 181ZM40 178H41V176H40ZM52 178H54V177H52ZM56 178H58V177H56ZM75 178H76V176H75ZM78 178H79L78 180H81L80 177H78ZM101 178L103 179V177H101ZM146 178H149V179H146ZM104 179L106 181V178H104ZM17 180H13V182L15 184L19 183L20 181H17ZM43 180H45V179L40 180V184H41V182ZM95 180H96V177H95ZM183 180H184V178H182V180L179 181V182H182ZM3 181H5V180H3ZM38 181H39V177H38ZM46 181H47V179H46ZM97 182L100 185V180L99 179L97 180ZM183 182H185V181H183ZM8 183L9 182H7L6 185H8ZM20 183H22V182H20ZM25 183H27V182L25 181ZM34 183H36V178H35V182ZM44 183H45V181H44ZM47 183L48 182H46L45 186L47 185ZM52 183L56 184V186H58V187L61 185V184L60 185L59 184L57 185V183H55V182H52ZM98 183H96V184L98 185ZM109 183L111 184L112 182H109ZM38 184H39V182H38ZM50 184L51 183L49 182V185ZM82 184H84V183H82ZM9 185L11 186L10 183H9ZM184 185L182 187H184ZM53 186H55V185H53ZM2 187H4V186H2ZM11 187H10V189H11ZM32 187H34V186L32 185ZM43 187H44V184H43ZM48 187H51V186H48ZM5 188H7V187H5ZM54 188L52 187V190H53L52 193H54V191H56V190H54ZM67 188H70V187L67 185ZM71 188L73 189V187H71ZM85 188L82 191H85ZM15 189H16V187H15ZM70 189H68V190H70ZM11 190H13V188ZM35 190H37V189H35ZM40 190L41 191L43 190V192L45 191V189H43V188H41ZM60 190H62V192H63V189L62 188ZM187 190H189V189H187ZM37 191H39V190H37ZM64 191H66V189ZM76 191H78V189ZM14 192L17 194L18 191L17 192L14 191ZM20 192H21V190H20ZM57 192H59V189H58ZM179 192H181V191H179ZM249 192H250V188L249 187H246L245 188V194H248ZM3 193H4V191H3ZM10 193H11V191H10ZM23 193L22 194L18 193V195H23ZM72 193H74V192H72ZM49 194L51 195V193H49ZM85 194H88V193H85ZM60 195H58V196L60 197ZM65 195H67L66 192H65V194L63 196H65ZM199 195H202L204 198H201V196L199 197ZM248 195H250V193ZM53 196H54V194H53ZM67 196H65V197H67ZM169 196H171V197H169ZM51 197H52V195H51ZM51 197L49 196V198H51ZM69 197H70V195H69ZM242 197L243 196H241V199H242ZM81 198H84V197L81 196L80 199ZM244 198H245V196H244ZM61 199L59 198V200H61ZM50 200L51 199H49V201ZM84 200H85V198H84ZM23 201H25V200H23ZM56 201H58V200H56ZM73 201H74V199H73ZM10 202H11V200H10ZM21 202L22 201H20V203ZM78 202H79V200H78ZM91 203H89V204L91 205ZM258 203L259 204L255 207V213L258 214V211L261 210L260 212H261V216H262V212H263V209H264V193L263 192L259 196ZM6 204H8V203H6ZM10 205H11V208H12L13 204H10ZM25 205H27V204L25 203ZM259 205H260V207H259ZM45 206H46V204H45ZM106 206L108 207L107 210H106ZM234 206L236 207V205H233V207ZM52 207H54V206H52ZM27 208H30V207H27ZM55 208L57 209V207H55ZM36 209H38V208H36ZM73 209H75V210L76 209H78V210L80 209L79 211L77 210L79 213L78 212L77 213L76 212L73 213ZM88 211H91V210H88ZM204 211H206V210L203 209V212ZM59 212H60V215H61L62 214V211H59ZM211 212H213V211H211ZM171 213H172V215H171ZM178 213L176 212V214H178ZM206 214L208 215V213H206ZM212 214H214V213H211L210 215H212ZM33 215H34V213H33ZM185 216L184 217L182 216V218H184V219L187 218L188 219V217H185ZM110 217H108V218H110ZM208 217H207V219H208ZM202 218H203V216H202ZM189 219H191V218H189ZM204 219H205V217H204ZM210 219L211 218H209V220ZM212 219H215V217H213ZM217 219L214 220V221H217ZM105 220L106 221H109L110 219L109 220L108 219H105ZM117 220L119 221V219H117ZM42 221H43V223L45 222L44 224L46 226L48 225L50 227L52 233L54 231H56V233L57 232L59 233V237H57V238L59 239L58 241L60 243V244H58V245H60L59 246L60 249H58L60 251H58L56 249L57 247H55L52 244V242H51L52 241V237L49 234L51 232H48V230L46 231V228L43 229ZM102 221L103 220H101V222ZM250 221H251V219H250ZM120 224H124V222L121 223V221H120ZM167 225H168V223H167ZM118 226H119V224H118ZM120 226H119V229L121 228ZM166 226L164 225L165 228H166ZM140 227L141 228L143 227V229H141ZM173 227H170V229L173 228ZM116 229H115V231L118 230V229L117 230ZM124 231H125V229H124ZM172 232H174V231L172 230ZM175 232H176V230H175ZM136 235H134V236H136ZM157 235H158V233H157ZM161 235H163V234H159L158 236H161ZM186 235H187V233H186ZM55 236H57V235H55ZM167 236L161 237L158 240L160 242L164 243L167 240L168 241L169 240H173V239H175L177 237L176 235H174L175 236L174 238H173V235H172V237L171 236H168V237H171V238H168ZM136 237H138V236H136ZM136 237H135V240L132 239L131 241H137L136 240L137 239ZM117 238H118V236L117 235L116 236L114 235V239L112 238L113 239L112 242L114 240H116ZM176 239H178V238H176ZM174 241L177 242V240H174ZM196 242L197 241H195V243ZM54 243H56V242H54ZM132 243L134 244V242H132ZM139 243H141V242H139ZM167 244H168V242H167ZM234 244H236V247H237V243H234ZM128 245H130V244H128ZM134 245H133V247H134ZM140 245L136 244L135 247L136 246H140ZM173 245L177 246L175 243H173ZM157 246L158 245H156V247ZM172 246H170V247H172ZM189 246H190V244H189ZM189 246H188V249H189ZM193 246H195V245L193 244ZM238 246H239V244H238ZM126 247H128V246H126ZM130 247H132V246H130ZM160 247H161V244H160ZM148 248H145V249H148ZM190 248H191V246H190ZM193 249H192V251H193ZM1 250H0V254L2 252ZM122 250H123V248H122ZM124 250H123V253L125 254ZM196 250H197V248H196ZM4 251H6V249ZM145 251H147V250H145ZM158 251L159 252L160 251L162 252L161 248L158 249ZM233 251H235V246H232L231 247L229 253L222 260L221 264H228V260H229V258L231 256V253H233ZM242 251H243V247L241 245V246H239L236 249V254H241ZM151 252H153V251H151ZM156 252H157V250H156ZM161 252H160V254H161ZM195 252H197V251H195ZM99 253H101V252H99ZM148 253H150V251ZM126 254H128V253H126ZM151 254H153V253H151ZM158 254H157V256H160ZM120 255H122V254H120ZM139 255H140V253H139ZM1 256H4V254L3 255L1 254ZM186 258L188 259V255H186ZM153 259H154V261H156L155 260V257ZM0 260L2 261V258ZM6 260H8V259H6ZM115 260L118 261V259H115ZM119 260H120V258H119ZM122 260H123V258H122ZM117 261L114 264H116ZM151 261H153V260H151ZM112 263L113 262H111V264ZM156 263H157V261H156ZM149 264H150V262H149Z\"/></svg>",
  "mask_w": 264,
  "mask_h": 264
},
{
  "label": "built area",
  "instance_id": "3",
  "mask_svg": "<svg viewBox=\"0 0 264 264\" xmlns=\"http://www.w3.org/2000/svg\"><path fill=\"white\" fill-rule=\"evenodd\" d=\"M262 217L264 219V209H263V212H262ZM259 234H260L261 237L264 235V224L261 226Z\"/></svg>",
  "mask_w": 264,
  "mask_h": 264
}]
</instances>
